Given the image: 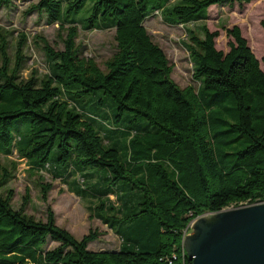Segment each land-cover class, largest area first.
<instances>
[{
  "label": "trees",
  "instance_id": "1",
  "mask_svg": "<svg viewBox=\"0 0 264 264\" xmlns=\"http://www.w3.org/2000/svg\"><path fill=\"white\" fill-rule=\"evenodd\" d=\"M250 1L36 0L27 12H44L67 32L63 49L41 35L51 68L42 77L22 75L28 37L20 34L13 59L12 31L0 24L2 155L24 158L45 198L53 186L46 172L84 198L94 192L99 203L90 209L121 238L119 248L91 249L97 230L79 238L51 207L45 220L35 217L26 210L30 195L15 207L12 160L0 164V264H190L183 240L196 216L264 199V69L239 25L228 28L233 39L224 50L216 45L219 30L206 22L212 5ZM13 2L0 0V10ZM156 12L185 26L182 43L198 86L181 87L172 77L173 63L145 24ZM79 25L115 29L105 67L83 54ZM97 90L114 98L116 120L125 111L131 121L144 118L142 130L122 129L78 102ZM22 115L32 126L17 136L10 122ZM109 133L128 141V159L106 144ZM91 166L107 168L111 185L95 190L99 169ZM50 239L58 244L47 247Z\"/></svg>",
  "mask_w": 264,
  "mask_h": 264
},
{
  "label": "rangeland",
  "instance_id": "2",
  "mask_svg": "<svg viewBox=\"0 0 264 264\" xmlns=\"http://www.w3.org/2000/svg\"><path fill=\"white\" fill-rule=\"evenodd\" d=\"M34 1L36 0H14L12 5L0 10V24L12 31L10 53L13 59L16 52L15 44L20 34L25 33L28 37L27 45L24 48V52L27 55L26 63L22 71V75L25 77L32 74L42 77L46 73H50L49 60L40 41L41 35L46 37L54 48L63 49L64 38L67 33L59 26L58 22H48L47 15L44 12H27L31 3ZM89 2L90 0H87L85 6ZM263 18L264 0H251L250 2L242 4L235 2L233 5L228 3L212 5L209 8V15L206 22L210 29L219 30V35L216 37V45L224 50L229 49V40L233 39L229 35L228 28L239 25L242 34L248 39L249 44L264 69V27L261 22ZM199 22L190 21L186 26L192 27ZM145 24L154 40L165 49L171 63H173L172 77L175 81L181 87L189 84L198 86L199 81L193 77V64L189 56V51L182 43L187 38L185 26L183 24L166 23L158 12L148 17L145 20ZM77 42L81 46L84 55L94 57L102 67H105L106 60L116 50L117 40L115 38V29L86 28L79 25ZM77 100L80 104L86 106L88 110L100 114L101 118L113 122L116 126L120 125L118 127L122 129L125 126H131L137 130H142L146 124L144 118L131 121L130 111H125L116 120L114 116L117 109L116 102L111 95L106 94L102 90H97L94 94L87 97H78ZM111 115L114 116L113 119ZM31 126L30 115H22L14 118L10 122L11 131L17 136L28 133ZM104 136L107 145L115 146L120 151L121 156L124 159H128V141H125L126 139L123 136L114 135L113 133ZM2 143L0 141V148ZM2 152L0 151V164L10 165L12 160L18 161L15 176L8 183L9 187L15 189V195L12 201L15 207H20L24 197L30 195V202L26 210L35 217L45 220L49 207H51L55 213L57 223L70 230L75 236L81 238L91 230H97L99 232V237L89 242V248H119L121 244L119 234H117L116 230L109 227L107 223L102 221L98 212L94 215L90 209V203L92 206L99 203V196L95 197L94 192H92L90 198H84L73 190H70L68 184L59 179L56 180L50 173L46 172L44 178L46 181H51L53 186L45 198L40 187V178L38 175L31 173L26 160L18 156L17 153L6 156L2 155ZM58 152V146L55 145L51 152V160L55 159ZM92 168L99 169L95 175L96 187L92 186L95 190H100L98 189L99 186L104 188L107 184L111 185L107 168L97 166L89 167V169ZM83 175L89 179V176L85 173ZM122 182L124 180L119 181V183ZM115 185L118 186V184ZM110 197L112 200H116L115 194L111 193ZM57 244L58 241L50 239L47 247H54Z\"/></svg>",
  "mask_w": 264,
  "mask_h": 264
},
{
  "label": "water",
  "instance_id": "3",
  "mask_svg": "<svg viewBox=\"0 0 264 264\" xmlns=\"http://www.w3.org/2000/svg\"><path fill=\"white\" fill-rule=\"evenodd\" d=\"M183 243L190 264H264V199L196 216Z\"/></svg>",
  "mask_w": 264,
  "mask_h": 264
},
{
  "label": "built area",
  "instance_id": "4",
  "mask_svg": "<svg viewBox=\"0 0 264 264\" xmlns=\"http://www.w3.org/2000/svg\"><path fill=\"white\" fill-rule=\"evenodd\" d=\"M259 201V200H258ZM249 203H253V202H249L248 200H245V201H240L238 205H246V204H249ZM231 206H234V205H231ZM192 222V221H191ZM190 227H191V223H190ZM189 232L188 229L185 230V233H184V237L185 235ZM185 248V247H184ZM186 251V249H185Z\"/></svg>",
  "mask_w": 264,
  "mask_h": 264
},
{
  "label": "crops",
  "instance_id": "5",
  "mask_svg": "<svg viewBox=\"0 0 264 264\" xmlns=\"http://www.w3.org/2000/svg\"><path fill=\"white\" fill-rule=\"evenodd\" d=\"M10 155H11V154H10ZM27 164H28V163H27ZM28 165H29V164H28ZM29 167H30V165H29ZM29 169H30V168H29ZM30 171H31V173H33V170L30 169ZM48 173H49V172H48ZM56 180H57V179H56Z\"/></svg>",
  "mask_w": 264,
  "mask_h": 264
}]
</instances>
